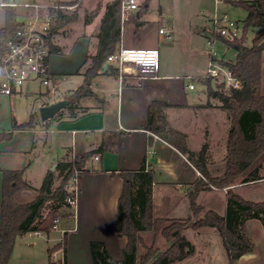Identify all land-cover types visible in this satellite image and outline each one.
<instances>
[{"label": "crops", "instance_id": "crops-1", "mask_svg": "<svg viewBox=\"0 0 264 264\" xmlns=\"http://www.w3.org/2000/svg\"><path fill=\"white\" fill-rule=\"evenodd\" d=\"M84 1H77L79 4L77 20L61 27L57 24L53 33L51 46L56 52L50 55V67L54 81L57 83L56 100H48L50 97L47 95V89L36 82L27 83L26 86L35 84L40 87L39 89L30 90L23 86L11 96L0 94V135L11 131V124L14 120L19 124H24L31 117L37 119L33 128L15 131L11 140L0 143V205L3 196L4 172H21L22 179L31 186L32 189H20L15 194V201L25 204L36 198L37 190L41 188L48 173L53 174L52 188L56 189L65 174V172L61 173L63 165L79 161L86 153L100 148L102 150L96 154H100L101 158L100 160L93 159L94 154L88 160L85 171L79 174L76 216H72L71 212L66 211L64 207L56 210L51 203H47L39 227L43 225L47 227L43 231V236L35 237L28 233L18 236L14 242L9 264L54 263L51 252L60 244V234L48 227L53 216L59 218L60 228L70 230L65 235L64 264H93L90 244L94 241L103 242L110 256L120 263L128 243L125 236L117 233L118 204L124 184L120 174L122 171H137L144 163L148 169L155 172L153 184L155 218L167 222L186 219L191 215L188 192L191 191L192 184L201 177V174L191 164L189 157L181 154L146 129L149 106L155 101L171 105L165 111L167 120L172 128L188 136L191 150L199 152L207 144L208 167L222 164L227 156L226 141L230 122L220 108V101L215 95L212 99L209 98L206 85L200 82L196 84L195 90L187 89L188 76L202 77L206 73L204 75L181 73L177 66L169 68L165 65L158 79H148L139 86L138 81L133 78H128L120 84L117 76L100 71L99 75L88 85L94 97L79 100L71 110L67 107L52 119L45 122L41 120L40 109L42 107L61 100H68V97L59 99L58 95L68 91L73 94L85 84L82 70L86 66L87 57L95 56L98 51V36L102 20L107 7L116 0H89L91 5H87V1ZM150 1L147 0L148 8L140 16L138 13L134 14L137 15L136 21H133L134 15H132L129 21L122 25L121 42L117 50L121 46L158 49L159 44L167 43L165 40L167 37L159 34L160 21H165L161 11L156 19L157 27L154 28L151 39L144 36L146 35L144 30L151 24L144 15L149 10ZM213 1L215 7V0ZM219 1V9L221 4L234 7L227 1ZM3 3L49 5L76 2L75 0L55 2L25 0L22 3L16 0H0V31L6 25V12L1 6ZM17 11L18 20L34 15L33 10L18 9ZM203 22L202 32L207 25L205 19ZM206 38L208 39L207 36ZM220 42L222 41L210 42L209 40L212 55L208 62L214 57L218 64L221 61L234 63L235 61L216 58V45ZM212 85L214 87V83ZM23 96L34 97V103L31 104L28 112L19 115L16 109V99ZM206 104L212 107L204 108ZM187 112L192 113L194 119H186L184 113ZM194 142L197 144L195 145ZM53 150L56 151V158L53 156ZM36 162L42 169L38 176V185L33 181L32 172V167ZM158 186L166 189L163 203L165 209L160 208L157 203L155 193ZM247 186V184L244 185L242 192H245ZM231 189L244 198L242 192L239 191L240 186H232ZM217 194H222L223 198H213L208 204L216 206V203L220 202L221 211H214L211 207L207 209L202 205V200L208 195ZM212 197L209 199L211 200ZM197 202L206 211H213L224 217L227 211V191L213 189L202 192ZM181 209L184 214L182 217L178 215ZM162 224L155 233L141 234L146 246L155 247L160 254L170 248V243L166 240L165 251L156 247L155 239L159 235L162 236ZM205 228L209 227L199 229L188 227L182 232L188 233L183 237L190 242L194 251L183 261L173 264L189 263L188 261L197 255V245L190 240V237L192 238L200 231L205 232ZM243 232L252 241L253 249L236 260L234 264H264V226L262 222L257 219L246 221ZM215 233L217 232H206L205 235L208 238H215L217 235ZM222 245L223 243L221 247ZM219 252L223 253L224 264H230L224 245L223 249L219 248ZM143 253L145 249L140 248L139 254ZM57 261L61 264V253L57 254Z\"/></svg>", "mask_w": 264, "mask_h": 264}, {"label": "trees", "instance_id": "trees-1", "mask_svg": "<svg viewBox=\"0 0 264 264\" xmlns=\"http://www.w3.org/2000/svg\"><path fill=\"white\" fill-rule=\"evenodd\" d=\"M7 1V0H6ZM227 1L234 7L246 10L244 32L241 39L227 41L217 38L236 52L234 63L219 62L231 70L242 86L239 90L225 95L213 87L212 80L200 79L206 85L209 96H214L221 103V110L226 114L230 129L226 141L227 156L225 161L211 171L207 165V144L199 152L190 149L188 136L172 128L167 120L166 109L171 105L155 101L149 106L146 129L159 137L181 154L190 158L191 164L200 172L201 177L192 184L188 192L191 215L182 220H169L171 224L161 230L163 238L170 243V248L164 253L155 247H148L141 236L144 232L155 233L160 224L166 220H158L154 216L153 184L155 172L148 169L145 163L137 171H122L123 190L118 204L117 233L125 236L127 246L122 254V261L117 263L108 253L103 242L94 241L90 244L93 264H173L189 257L194 248L183 236L182 232L191 225L194 229L201 227L216 228L221 236L230 264H234L243 255L253 249L252 241L244 234L243 226L246 221L257 219L264 226V201L253 202L238 195L232 186L239 180L251 182L261 179L259 171L264 167V0ZM148 8L146 2L141 13ZM6 25L0 31V60L5 54V41L18 30V11L5 7ZM76 16L59 14L58 27L75 21ZM137 15H134L136 21ZM261 29L262 34L253 40L252 46L245 45L248 30ZM55 29L52 31L54 33ZM122 23L119 0L111 3L102 20L98 51L95 56H88L82 73L85 84L79 87L73 97L68 98V109L71 110L76 102L86 97H94L89 84L103 71L109 56L113 55L121 42ZM51 53L56 50L51 46ZM215 61L214 58H212ZM105 73L117 76V71L109 68ZM79 74V72H78ZM211 108L210 104L203 106ZM34 127L33 117L24 124L15 120L12 130L0 135V143L12 139L15 131L28 130ZM102 149L86 153L79 161H73L62 166L64 173L59 187L53 189V174L48 173L41 188L37 190L36 198L25 204L15 201V194L20 189H32L23 179L21 172L3 173V196L0 205V264H9L15 239L23 234L36 231L41 225L43 210L51 203L56 210L66 206L68 195L66 184L75 174L85 171L88 160ZM213 189L227 191V211L224 217L213 211H206L197 202L199 195ZM66 238L63 246H65ZM56 246L53 251L59 249ZM140 248L145 253L139 254ZM53 251L51 253H53ZM67 264V263H65Z\"/></svg>", "mask_w": 264, "mask_h": 264}, {"label": "built area", "instance_id": "built-area-1", "mask_svg": "<svg viewBox=\"0 0 264 264\" xmlns=\"http://www.w3.org/2000/svg\"><path fill=\"white\" fill-rule=\"evenodd\" d=\"M147 0H119L121 11V22L124 25L130 17L138 13ZM219 0H215L214 10L210 13H202L207 25L203 32L210 42L223 38L227 41L241 39L244 27L238 21L219 10ZM2 7L15 9L33 10L34 15L30 18L18 20L20 24L16 33L9 36L5 41L6 51L0 60V94L11 96L23 88L27 83L36 82L47 89V95H55L57 83H55L51 67L50 55L53 34L57 27L59 14L69 15L75 11L78 2L70 4L53 3L49 5H39L36 3H3ZM159 34L169 38V30L165 21H160ZM211 46V45H210ZM214 58V57H213ZM106 63L109 67L117 71V78L123 84L128 78L138 81V86L148 79H158L160 77L161 64L160 52L157 48H127L121 46L113 55L109 56ZM211 79L214 87L225 95H230L231 91L239 90L241 81L236 78L230 69L221 66L213 59L208 63L206 74L202 77H187V89L195 90L199 80ZM100 154H95L93 159L100 160ZM259 180L253 181L257 182ZM243 186L248 182H242ZM233 186V187H235ZM228 191V189H224ZM68 193L64 207L66 211L76 216L78 206L79 174H75L66 184ZM50 229L60 234V247L52 253L53 264H60L57 261V254L61 253V264H64V240L65 235L70 230L62 229L59 225V218L53 216ZM45 225L36 231L28 233L30 236L42 237ZM58 246V245H57Z\"/></svg>", "mask_w": 264, "mask_h": 264}, {"label": "rangeland", "instance_id": "rangeland-1", "mask_svg": "<svg viewBox=\"0 0 264 264\" xmlns=\"http://www.w3.org/2000/svg\"><path fill=\"white\" fill-rule=\"evenodd\" d=\"M13 1V0H9ZM18 2L24 3L25 0H16ZM42 2H55V1H70V0H37ZM78 0H75L77 2ZM87 1V5H91L89 0ZM70 5L74 3H68ZM226 9V10H224ZM78 8L69 13L68 16H76L78 14ZM214 10V1L213 0H151L150 1V7L148 12H146L145 19L149 20L151 24L144 30V35L147 39L153 36L154 28L157 27L156 19L160 13L162 12V16L166 21V28L169 30V38H166V44L163 43L159 44V52H160V64H161V71L164 69L165 65L169 66V68H174V66L178 67L181 73H187L191 75H204L206 73V69L208 66L209 57L211 54V46L209 43V40L206 38V35L204 32H202V26H203V15L202 13H210ZM220 12H226L227 15L230 17V19L238 21L241 27H244V22L247 17V12L245 9L240 7H229L226 5H220ZM78 16V15H77ZM77 19H75L76 21ZM75 21L71 22L74 23ZM134 21V20H133ZM69 24V23H68ZM67 24V25H68ZM126 30V29H125ZM263 30L261 29H255V30H248L246 33V39H245V45L248 47L252 46L253 40L258 37L260 34H262ZM138 49V48H135ZM216 58L222 59L224 61H235L236 60V52L233 49L228 48L224 43L220 42L216 45ZM223 62V61H221ZM89 66L87 64L83 68V72L85 69ZM26 88H29L30 90L33 89H39L40 87L35 84L25 85ZM43 89V88H42ZM263 94H264V72H263ZM70 93V91L65 92V94H59L58 98H70L73 97L74 94ZM209 96V94H208ZM48 100L53 101L56 100V95L49 96ZM213 96H209V98L212 99ZM34 103V97H20L16 99L17 104V110L18 114L26 113L28 112V109L30 108L31 104ZM185 118L188 120L194 119L192 113L187 112L184 113ZM21 117V116H20ZM36 117H33V122L35 125ZM13 122L11 124V127H13ZM17 122V121H16ZM194 123V120L192 121ZM209 123V122H208ZM12 130V129H11ZM196 145L197 142H194ZM53 156L56 158L57 154L56 151L53 150ZM218 165H215L214 167H209L211 171H214L215 168H218ZM33 172V181L36 185H38V176L40 175L41 166L38 162L35 163V165L32 167ZM259 176L261 179L253 184V181L247 183V187L244 186L243 189H240V193L243 195L245 199H251L255 202H262L264 201V167H262V171L259 172ZM243 180H239L237 184L235 185H243ZM246 185V184H245ZM237 190V189H236ZM166 192V189L162 186H158V189L156 191V199L157 203L160 205V208L165 206L164 193ZM183 195V194H182ZM209 196V197H208ZM206 199L202 200V205H204L207 209H213L214 211H221V203L217 202L216 206H212L210 201L212 202L213 198H223L222 194L217 195H208ZM211 196V200L209 199ZM215 196V197H214ZM181 211H178V215L181 217L184 215ZM170 222H165L162 224L161 228H164L168 225H170ZM193 224V221L188 225V227H191ZM187 227V228H188ZM185 230V229H184ZM204 231H200L199 233H196L192 238L190 237V240L194 242V244L197 245L196 252L197 255H194L192 260L188 261L189 263L186 264H224L223 258H222V252H219V248L223 249L222 239L219 234V231L215 228H205ZM217 232L215 234V238H208L205 233L206 232ZM186 232V231H185ZM182 233V236L184 234L188 233ZM204 232V233H203ZM156 247L160 248L162 251L166 250L167 243L165 239L162 236H158L155 239Z\"/></svg>", "mask_w": 264, "mask_h": 264}, {"label": "water", "instance_id": "water-1", "mask_svg": "<svg viewBox=\"0 0 264 264\" xmlns=\"http://www.w3.org/2000/svg\"><path fill=\"white\" fill-rule=\"evenodd\" d=\"M109 64L105 63L103 72H106L108 70ZM216 96V94H215ZM69 105L68 100H61L56 103H53L49 106L42 107L40 109V117L42 121H47L49 119H52L55 117L61 110L67 108Z\"/></svg>", "mask_w": 264, "mask_h": 264}]
</instances>
